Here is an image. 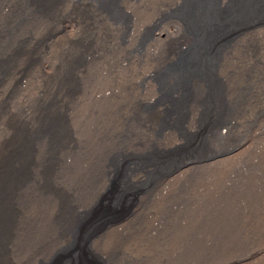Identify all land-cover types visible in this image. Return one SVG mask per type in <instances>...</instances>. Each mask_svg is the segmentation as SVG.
<instances>
[{"label": "rangeland", "instance_id": "rangeland-1", "mask_svg": "<svg viewBox=\"0 0 264 264\" xmlns=\"http://www.w3.org/2000/svg\"><path fill=\"white\" fill-rule=\"evenodd\" d=\"M186 3L0 0V264H264V26Z\"/></svg>", "mask_w": 264, "mask_h": 264}, {"label": "bare ground", "instance_id": "bare-ground-1", "mask_svg": "<svg viewBox=\"0 0 264 264\" xmlns=\"http://www.w3.org/2000/svg\"><path fill=\"white\" fill-rule=\"evenodd\" d=\"M187 1V5H185L184 9L180 10L182 11L180 13V15L182 16H185L187 14H192V19H191V22H194V21H200V19L202 17H204V22L203 23H206L207 25H225L226 23H228L230 25V28L228 29V32H227V39L226 38H221L220 36V33H219V38L218 35L216 33H211L210 34V38L207 40V43L205 42V46L209 48V44L212 43L211 41L216 39V42L212 45V46H215L217 43H220L221 41H224L222 42L221 45H227L229 43H231L230 41H232L233 39H235L237 36H241L243 34V30L244 29H249V28H252L256 25L258 26H264V23H261L262 19H264V0H239V2H236V1H233L232 5L229 6L228 8V12H227V15L225 16H220V8H224V4H226V2H224L225 0H222V2L220 4H222V6L220 7V0H186ZM232 9V10H231ZM178 13V12H177ZM178 15V14H176ZM224 15V14H223ZM181 16V17H182ZM173 17V16H172ZM176 18V17H175ZM184 18V17H183ZM187 19V17H185ZM191 18V17H190ZM189 18V19H190ZM182 19V18H180ZM184 21V19H183ZM189 21V20H188ZM188 23V22H187ZM205 25V24H204ZM212 25H211V28H212ZM189 26V25H187ZM197 26V28H196ZM196 26L194 27L193 26V29H195V33H199L201 32L202 29H199V27L202 28L201 24H196ZM168 27V26H167ZM175 27V26H174ZM215 27V26H214ZM224 27V26H223ZM174 29V28H173ZM197 29L199 32H197ZM206 29H209V27H206ZM214 29V28H212ZM171 30V29H170ZM169 30V31H170ZM191 30H192V26H191ZM251 30V29H249ZM225 32V31H224ZM205 33V32H204ZM223 33V31L221 32ZM226 33V32H225ZM246 33V30L245 32ZM187 34V33H186ZM160 36V35H159ZM207 38V37H206ZM187 39V38H186ZM204 39L203 36L200 37L198 39V42L197 44H194L193 45V48L192 50L189 49V52H196L197 51H201L202 50V45H203V42H204ZM189 40V39H188ZM220 40V41H219ZM210 41V42H209ZM187 42V41H186ZM191 42V41H190ZM196 42V41H195ZM217 46V45H216ZM220 47V46H219ZM224 47V46H223ZM221 47V48H223ZM200 48V49H199ZM205 48V47H204ZM205 51V50H204ZM203 51V52H204ZM224 51V49L222 50ZM183 52V51H182ZM208 52V51H207ZM213 53V52H212ZM184 54V52H183ZM204 54V53H203ZM210 54V53H209ZM200 55H201V52H198V55L197 56H194L195 57V60L198 59V61H196V64H192L193 62L191 61H186L188 64L184 63L182 64V66L180 68H178V70L180 71L179 73L181 74L182 76V81L185 79H188L189 77L191 76H194V75H202L205 72V68L206 66L210 65L213 63V61L215 60V57L214 58H209V57H206V62H208V65H206V62L204 60L203 63H199V58H200ZM215 55V54H214ZM186 55L183 56V58L185 57ZM203 58V57H202ZM209 58V59H208ZM218 58V57H216ZM193 59V58H191ZM211 59H212V62H211ZM194 60V59H193ZM215 62V61H214ZM174 67V66H173ZM175 70V69H174ZM211 70V69H210ZM178 72V71H177ZM210 73V72H209ZM216 73V72H215ZM167 74V73H166ZM166 76V75H165ZM206 77V76H205ZM199 78V77H198ZM194 79V78H193ZM204 79V78H203ZM190 81V80H189ZM186 82V81H185ZM177 83V82H176ZM206 85V84H205ZM187 88V87H185ZM177 89V87H176ZM181 89V88H180ZM221 90V89H220ZM182 91V90H181ZM214 91V90H213ZM187 93V92H186ZM214 93V92H213ZM172 95V94H171ZM170 95V96H171ZM174 95V94H173ZM167 96V95H166ZM162 97V96H161ZM184 97V96H183ZM186 97V96H185ZM184 97V98H185ZM169 98V97H167ZM187 98V97H186ZM184 100V99H183ZM185 104V103H184ZM216 104V103H215ZM176 108V107H175ZM177 111V110H176ZM180 111V110H179ZM211 114V113H210ZM181 115V114H180ZM215 115V114H214ZM164 116V115H163ZM189 123V122H188ZM165 130V129H164ZM190 131V130H189ZM208 131V130H207ZM196 133V132H195ZM180 141V140H179ZM204 143V142H203ZM198 156V155H197ZM201 156V155H200ZM191 158H185L183 159L181 162L178 163L177 165V168L175 170H171L172 172L164 175V177H169V176H172V174L174 173H177V172H182L181 169L185 167V165L187 163H190V160ZM176 161V160H175ZM177 162V161H176ZM192 162V161H191ZM193 163V162H192ZM191 163V165H192ZM154 164V163H153ZM142 165V164H141ZM169 166V165H168ZM187 166V165H186ZM171 167V166H170ZM156 168V166H155ZM158 168V166H157ZM156 168V169H157ZM143 169V168H142ZM153 171V170H152ZM157 171V170H156ZM159 171V170H158ZM157 171V172H158ZM148 172V171H147ZM168 172V170H167ZM137 173V172H136ZM159 173V172H158ZM163 173V172H162ZM160 174V173H159ZM161 175V176H163ZM149 176L151 175H148V178ZM176 176V175H175ZM152 177V176H151ZM133 178V177H132ZM158 178V177H157ZM151 179V178H150ZM167 179V178H166ZM153 180V179H152ZM158 180V179H157ZM170 181V180H169ZM144 184V183H143ZM148 186V185H147ZM155 186V185H154ZM125 188V187H124ZM123 189V188H122ZM136 189V188H135ZM137 193V192H136ZM133 199V198H132ZM136 200V199H135ZM130 207V206H129ZM128 208V207H127ZM134 208V207H133ZM127 214V213H126ZM125 214V215H126ZM127 216V215H126ZM124 219V218H123ZM126 219V218H125ZM122 221V222H121ZM101 222H105V223H111L113 225H117V226H124V222L122 219H116L114 222H112L111 220H108L107 218L106 219H103L101 220ZM120 222V223H119ZM118 223V224H117ZM103 224V223H102ZM95 225V224H94ZM96 226V227H95ZM95 230L99 227H97V225H95ZM101 226V225H100ZM104 226H107V225H104ZM110 226V227H111ZM108 227V226H107ZM108 227V228H110ZM107 228V229H108ZM101 229V228H100ZM102 230V229H101ZM110 230V229H109ZM108 230V231H109ZM118 230V229H116ZM97 231V230H96ZM99 231V230H98ZM90 233V231H89ZM92 234V233H91ZM101 234V233H100ZM99 234V235H100ZM77 235V234H76ZM89 238V236H88ZM84 251V249L82 250ZM264 252V251H263ZM262 253V252H260ZM250 259V258H249ZM93 262V261H92ZM68 264V263H67Z\"/></svg>", "mask_w": 264, "mask_h": 264}]
</instances>
